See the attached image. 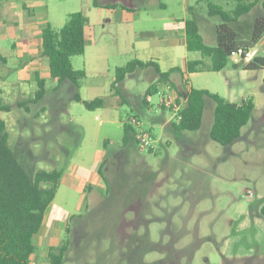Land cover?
Instances as JSON below:
<instances>
[{
  "label": "rangeland",
  "instance_id": "374dc122",
  "mask_svg": "<svg viewBox=\"0 0 264 264\" xmlns=\"http://www.w3.org/2000/svg\"><path fill=\"white\" fill-rule=\"evenodd\" d=\"M41 1L46 3V14H37L41 28L49 22L59 29L68 13L85 11L91 0ZM113 1L147 11L142 21L130 27L109 25L116 38V33L125 30L146 41L154 40L158 35L152 29L159 16H184L181 0H174L167 11L159 10L155 0ZM195 10L204 41L214 45V26L220 20L206 15L204 2ZM263 13L256 4L247 18ZM25 32L6 34L0 30V98L9 108L0 111V117L6 122L10 146L28 172L63 170L50 205L57 222H65L57 230H47L46 226L37 234L29 264H51L49 246L60 245L70 234L73 242L64 264H264V215L260 211L264 204L263 70L243 68L252 58L264 56V34L250 48L251 59L244 62L229 57L222 70L185 74L193 88L223 97L231 94L236 101L250 98L255 103L240 137L227 145L209 137L214 109L209 98L200 128L174 129V113L158 105L160 93L155 92L151 94L152 107L140 111L131 110L126 103L118 107L138 114L142 127L155 139L149 151L136 137L123 145L118 118L106 116L100 108L88 110L83 104L95 96L105 98L103 89H90L89 85L100 80L107 82L108 90L118 62L112 52L104 49L103 63L98 60L102 54L90 49L73 56L74 68L96 61L91 66L104 75L93 78L89 73L78 86L59 84L46 74L47 58L41 55L39 38L33 58H16L13 44L24 41ZM120 38L108 41L111 48L113 43L128 41ZM199 57L198 52H191V58ZM35 69L45 76L46 92L38 103L31 102L37 88ZM150 84L148 74L138 72L130 79L129 89L139 98L146 95ZM76 92L80 101L73 97ZM153 117L158 121L152 122ZM162 120H168V126L163 127ZM104 140L108 141L105 150ZM103 150L110 155L105 169L108 185L101 178L97 183L93 167L99 162L94 153L102 154ZM74 164L84 169L71 174ZM84 181L93 184L83 192ZM73 213L77 216L71 220Z\"/></svg>",
  "mask_w": 264,
  "mask_h": 264
},
{
  "label": "trees",
  "instance_id": "16d2710c",
  "mask_svg": "<svg viewBox=\"0 0 264 264\" xmlns=\"http://www.w3.org/2000/svg\"><path fill=\"white\" fill-rule=\"evenodd\" d=\"M197 0V5L204 2L206 15L220 20L215 24V44L209 45L204 41L198 25V13L190 7L192 14L185 20L184 30L188 52H198L199 58H189L184 65L186 73L199 71H219L228 62L229 57L239 47L246 50L259 40L264 34V13L253 18H247L250 11L260 4L264 11V0ZM87 16L83 10L67 14L64 24L55 29L47 23L41 30V55L47 58L50 78L59 84L65 81L78 86L86 72L75 69L72 57L85 51V25ZM234 67L239 66L233 64ZM152 67L156 81L147 88L146 94L158 91L159 86L170 80L173 72L181 71L173 67L167 71L160 70L153 61L131 59L124 65L116 67L114 80L111 85L120 83L127 74ZM264 67V56L254 57L243 65L245 69ZM37 88L32 103H38L45 94V79L36 74ZM182 87L188 84L187 78L181 77ZM77 101L81 100L78 92L73 95ZM183 100L179 111L181 116L178 123L171 125L176 130H196L200 128L206 99L214 102L213 123L209 129V137L221 145H227L240 137L241 129L250 119L254 103L245 98L240 103L231 102L207 89L190 87L182 93L178 92L177 101ZM144 102L146 104L147 101ZM86 109L94 110L104 104L102 96L90 100H83ZM165 109L164 107H162ZM8 106L2 105L0 111H8ZM136 129L127 121L123 123L122 144L126 145L130 139H135ZM136 140V139H135ZM108 141H104V149ZM152 151V149H149ZM110 155L103 153L97 173L102 181L108 185L105 169ZM63 170L61 168L39 169L28 172L21 164L15 151L9 144V134L6 122L0 117V264H29L30 256L36 249V235L39 232L45 210L55 197L59 180ZM89 187V186H88ZM264 215V204L261 207ZM77 214H72L73 220ZM68 233L70 232L67 228ZM73 236L70 234L58 246H50L48 259L51 264H64L65 256L71 248Z\"/></svg>",
  "mask_w": 264,
  "mask_h": 264
},
{
  "label": "crops",
  "instance_id": "0c3cea01",
  "mask_svg": "<svg viewBox=\"0 0 264 264\" xmlns=\"http://www.w3.org/2000/svg\"><path fill=\"white\" fill-rule=\"evenodd\" d=\"M197 0H181V11L184 15L183 17H174V16H159L156 20L159 22L157 26L152 29V33H156L158 36L157 39L146 41L144 37L141 35L135 37L134 34L129 33L128 31L123 30L124 28L130 27L134 22L143 20V17L147 15L146 10H142L143 7H127L122 4H118L113 0H91L87 5V9L84 13L87 16V24L85 25V51L87 49L94 50L95 53L100 52L102 54L101 59L105 62V58L103 57L104 49L106 48L110 52L114 54V58L117 64L114 66V75L116 67L124 65L127 61L131 59H139L142 61H153L157 63L160 70L167 71L173 67H179L181 71L173 72L170 75V80L162 85L159 86L158 90H164V86L166 84H170L173 86L174 96L178 95V92H184L185 89H188L190 86L189 82L186 86L182 87L181 77L185 76L186 72L184 70L185 62L191 58V52H188L186 47V38H185V20L188 17V13L190 12V7L196 8ZM174 4V0H155V6L161 11H167L170 7ZM196 12V10H195ZM37 14H41L44 16L46 14V3L41 0H0V30L2 33H16L18 34L25 29V36L24 41L20 44H13V48H15V52L17 53V59L19 61H25L28 58H33L32 56L37 53L35 48V41L39 38L40 46H41V30L42 26L39 24L37 19ZM199 19V18H198ZM49 23L46 22L45 25ZM121 26L123 31L120 33H116L117 38L120 37L122 39L127 38L128 41H120L122 44H114L113 48L109 45L108 41L116 40L114 33L112 30L108 29L109 25ZM169 33V37L167 38L165 35ZM120 38V39H121ZM89 40V41H88ZM40 49V47H39ZM111 49V50H110ZM3 61H5L3 59ZM6 62V61H5ZM96 61H90L89 64L83 66L86 72V75L83 78L87 77V74L91 73V77L99 78L104 75L102 70L94 68L91 66L92 63ZM35 66V64H34ZM78 69V68H75ZM263 70L262 72V79L264 80V67H261ZM48 70V71H47ZM49 69L48 66L46 68V74ZM144 72L145 75L148 74V77L151 79V83L156 81V77L154 74V70L152 67H149L144 70H138L127 74L125 78L120 82L115 84V89L111 87L114 75L112 77V81L109 84V88L107 90L106 85L107 82L96 81L91 82L89 85L90 89H103L105 93L104 97V104L100 107L103 110L106 116H112L118 118L120 126L123 129L124 121H127L129 117L136 116L138 114H128L127 112L120 111L118 108L123 103H126L131 110L140 111L143 107L149 108L152 107L150 103L146 104L144 102V95H141L139 98L131 93L129 89V82L130 79L136 76V73ZM43 79H45L44 75L40 73L38 69L34 70V77L36 79V74ZM193 73V72H192ZM56 80V79H54ZM81 81V80H80ZM79 81V82H80ZM68 81H65L66 83ZM71 83V82H68ZM37 84V83H36ZM63 84V83H62ZM72 84V83H71ZM208 90V89H207ZM146 93V92H145ZM218 93V92H217ZM173 94V93H172ZM262 94L264 95V86L262 89ZM96 97V96H95ZM229 97V98H228ZM231 102L240 103V101H236L231 94L229 96L224 97ZM162 108V107H161ZM255 108V103H254ZM163 109V108H162ZM254 110V109H253ZM252 110V111H253ZM139 118V117H138ZM140 119V118H139ZM152 122L158 121V118H151ZM163 119V118H159ZM264 120V116L260 120ZM163 121V120H162ZM163 127L168 126L169 121L164 120L162 122ZM106 141V140H104ZM105 150V149H104ZM102 154L98 151L94 153L93 158L94 160H99L104 153ZM99 158V159H98ZM99 162L96 166L93 165L95 169V175L97 176V183L100 182V176L97 173V168ZM73 169L71 174L76 173L77 169H84V167H78V165H73ZM86 169V167H85ZM63 175V172H62ZM61 175V177H62ZM60 177V179H61ZM60 184V180H59ZM58 184V186H59ZM89 184H93L89 181H84L82 183L83 192L86 190V187ZM56 195V194H55ZM51 204V203H50ZM48 205L45 210L44 219L46 218V222L44 224V220L42 223V228H40V232H44L45 227L47 226V230L50 229L51 231L57 230L61 228V225L65 223L64 221L57 222L55 219V210L53 205ZM49 212H52L51 219L49 218ZM75 214V213H73ZM72 214L69 215V217ZM66 221V220H65ZM37 233V234H38ZM37 236V235H36ZM50 247V246H49Z\"/></svg>",
  "mask_w": 264,
  "mask_h": 264
},
{
  "label": "built area",
  "instance_id": "2783aa9c",
  "mask_svg": "<svg viewBox=\"0 0 264 264\" xmlns=\"http://www.w3.org/2000/svg\"><path fill=\"white\" fill-rule=\"evenodd\" d=\"M231 57H235L240 59L241 61H247L252 58L251 50H246L244 47H239L233 52ZM164 90H158L160 93L159 98V106L164 107L165 109H169L174 113V122L178 123L180 121L181 116L179 115V111L183 105L182 101H177L178 95L174 96V91L171 89L170 84H166L164 86ZM173 93V94H172ZM145 101L150 103L151 94L144 95ZM127 122L134 126L136 129V140L142 148L152 149L153 143L155 139L151 136L150 132L147 129L142 127V123L140 119L136 116H131L128 118ZM251 194V193H250Z\"/></svg>",
  "mask_w": 264,
  "mask_h": 264
}]
</instances>
